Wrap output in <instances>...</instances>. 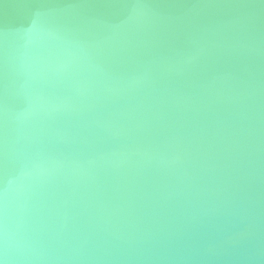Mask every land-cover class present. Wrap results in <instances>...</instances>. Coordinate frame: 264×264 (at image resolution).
I'll use <instances>...</instances> for the list:
<instances>
[{"label":"water","instance_id":"95a60500","mask_svg":"<svg viewBox=\"0 0 264 264\" xmlns=\"http://www.w3.org/2000/svg\"><path fill=\"white\" fill-rule=\"evenodd\" d=\"M0 264H264V0H0Z\"/></svg>","mask_w":264,"mask_h":264}]
</instances>
